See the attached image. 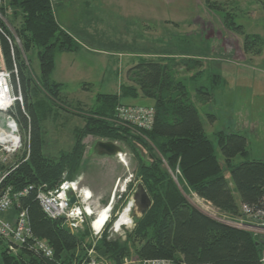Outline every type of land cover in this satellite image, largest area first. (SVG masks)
<instances>
[{
    "label": "trees",
    "instance_id": "obj_1",
    "mask_svg": "<svg viewBox=\"0 0 264 264\" xmlns=\"http://www.w3.org/2000/svg\"><path fill=\"white\" fill-rule=\"evenodd\" d=\"M53 9V0H11L6 4L0 0L4 17L0 19L1 50L13 85L21 93L10 114L28 133L22 155L13 164L0 163V171L11 170L5 186L14 193L35 187L19 202L28 211L34 237L45 241L54 253L46 258L34 249L33 240L14 244L0 237V264H89L93 249L98 260L107 264H125L127 260L142 264L152 259L174 264H264V236L218 222L186 197L194 194L233 220L241 216L242 205L264 206V160L251 159L247 137L221 131L214 142L205 132L182 78L188 74L190 81L199 79L203 63L195 58H142L128 69V83L120 86L119 93L99 94L89 111L72 110L60 97L62 84L52 75L56 53L73 52L77 45L57 22ZM18 15L20 22L15 23ZM237 28L235 31L240 33ZM255 38L261 41V37ZM34 58L39 62V76L32 68ZM192 70L198 71L190 74ZM209 91L197 89L200 102L212 100ZM122 98L151 102L149 106L155 111L151 130L117 120L116 108L127 106ZM47 101L82 118L84 124L74 129L71 149L56 157L45 153L47 143L40 124L54 115ZM89 136L121 142L130 148L137 163L136 180L152 201L144 216L134 213L135 226L125 241L110 240L107 232L96 240L88 227L72 233L63 219L45 215L36 200L39 187L55 189L63 182L64 174L69 181L76 178L86 151L84 139ZM128 196L124 195L122 205ZM119 211L116 204L114 215Z\"/></svg>",
    "mask_w": 264,
    "mask_h": 264
},
{
    "label": "rangeland",
    "instance_id": "obj_2",
    "mask_svg": "<svg viewBox=\"0 0 264 264\" xmlns=\"http://www.w3.org/2000/svg\"><path fill=\"white\" fill-rule=\"evenodd\" d=\"M2 1L6 4L11 0ZM103 2L105 0H69L67 6L61 0V5L56 7L61 24L72 32L77 45L73 52L56 53L52 75L55 82H61L60 97L72 110L89 111L94 108L99 94L119 93L120 86L128 83L126 69L142 58L199 59L204 69L199 79L190 81L188 74H183L182 78L187 82L205 132L214 142L215 135L221 131L245 135L251 159L264 160V0H113L112 5ZM0 19H4L1 13ZM14 19L15 23L20 22L19 15ZM237 27L240 33L235 31ZM206 36L215 40L208 41L204 39ZM258 36L261 41L255 38ZM0 62V73L9 75L7 84L12 100L19 98L17 95L21 97L20 89L13 85L12 73L6 68L1 45ZM70 65L74 68L66 69ZM32 68L39 76V62L35 58ZM13 73L17 77L15 69ZM200 88L212 90L209 91L212 93L210 102L199 101L197 89ZM15 101L10 109L0 112L1 129L8 131V116L17 120L10 114ZM122 102L151 107L147 99L122 98ZM46 105L53 108L54 115L40 123L47 143L45 153L56 157L61 151L71 149L74 129L84 124L82 118L69 115L51 101ZM19 126L24 147L28 133ZM100 141L108 140L92 136L84 139L86 151L76 178H82V185L109 195L106 204L120 180L114 202V206L119 204L120 211L110 225L114 228L129 202L127 199L122 205L119 199L125 194L122 189L125 185L127 190L134 189L139 183L135 175L137 163L130 148L121 142L113 143L120 147L123 161L117 155L99 153L96 146ZM22 149L7 164H13L22 155ZM186 197L204 214L223 218L194 194ZM134 213L135 209L131 214L134 224L118 232L107 231L108 239L125 241L128 231L135 226ZM17 214V210H11L1 217L12 221Z\"/></svg>",
    "mask_w": 264,
    "mask_h": 264
},
{
    "label": "built area",
    "instance_id": "obj_3",
    "mask_svg": "<svg viewBox=\"0 0 264 264\" xmlns=\"http://www.w3.org/2000/svg\"><path fill=\"white\" fill-rule=\"evenodd\" d=\"M1 74L5 78L3 90L11 97L10 87L7 84V78L9 75L4 72ZM15 100H18V98H14L12 103ZM10 106L5 110H0V112L2 113L3 111L10 109ZM116 118L123 124L134 126L142 130H151L155 121V111L151 107L120 105L116 108ZM6 120L8 131L0 128L1 164H7V162H9L11 158L23 147L22 137L20 135V129L17 121L11 116H8ZM10 123L14 125V128L10 127ZM10 135L14 138L13 141L3 142L2 138ZM117 156H119L122 161L124 160L122 153L117 154ZM10 173L11 170L0 171V237L14 244H24L27 241L33 240L32 245L39 254L46 258H52L54 256L53 250L45 241L34 237L28 211L23 208L19 202L20 198L30 195V193L35 190V187L29 186L17 193H14L11 187L4 188L3 184H5V181ZM81 182L82 178L69 181L67 180V175L64 174L63 182L55 189L39 187L36 193V200L40 203V207L44 214L51 219H63L65 226L72 233H77L82 231L85 227H88L92 237L96 240H99L103 234L109 230L118 232L123 227H131L134 224L133 217L131 215L130 222L121 224L117 229V223L120 221V218L125 211L124 209L118 221L114 224V228L110 227L113 223L115 207L114 202L116 199V190L120 184V180H118L116 184V189L110 202L102 208L97 204L93 192L88 187L82 185ZM127 187L128 186L125 185L122 190L123 193L129 195L127 208L130 206L132 214L134 205L131 200V195L134 192L135 187L131 190H127ZM72 194L76 197L75 204H71L69 202V197ZM124 195H122V197H124ZM122 197L120 196L119 199H123ZM198 199L203 204H207V207L212 206L209 202H206L199 197ZM14 209H17L18 214L12 221L2 219L1 216L3 213ZM257 209L260 208L242 205L240 210L241 216L231 224L235 227L246 228L254 231L256 235L264 236V208L260 210ZM104 214L105 217H103ZM93 250L89 252V264H107L104 261H99L97 256L93 254ZM125 264L133 263L126 261ZM142 264L174 263L165 259H152L146 260Z\"/></svg>",
    "mask_w": 264,
    "mask_h": 264
},
{
    "label": "water",
    "instance_id": "obj_4",
    "mask_svg": "<svg viewBox=\"0 0 264 264\" xmlns=\"http://www.w3.org/2000/svg\"><path fill=\"white\" fill-rule=\"evenodd\" d=\"M96 151H98L101 154H105L109 156H115L121 153L120 147H118L115 143L109 142V141L98 142L96 146ZM131 200L133 202L135 212H138L136 214L140 217L146 214V212L148 211V209L151 207V204H152V201L145 187L141 183L136 186V189L132 193ZM69 202L71 204L76 203V197L74 194H72L69 197Z\"/></svg>",
    "mask_w": 264,
    "mask_h": 264
},
{
    "label": "bare ground",
    "instance_id": "obj_5",
    "mask_svg": "<svg viewBox=\"0 0 264 264\" xmlns=\"http://www.w3.org/2000/svg\"><path fill=\"white\" fill-rule=\"evenodd\" d=\"M4 82H5V78L4 76L0 73V110H5L7 109L11 104H12V98L3 90V85H4ZM10 127H13L14 128V125L12 123H10ZM16 137V136H15ZM14 138L10 136L8 137H5V138H2L3 142H8V141H13ZM3 187L5 188V184H3ZM196 196V195H195ZM39 206H40V203L38 202ZM41 208V207H40ZM264 207H260V209H262ZM130 206L128 208L125 209L124 213L122 214L121 218H120V221L117 223V229L118 227L123 224V223H128L130 222L131 220V210H130ZM215 209V208H214ZM260 209H257V210H260ZM218 211V210H217ZM221 217L223 218H212L209 216L210 218L218 221V222H221L227 226H230V227H233V228H236V229H239V230H243V231H246V232H249V233H252V234H255L256 233L254 231H251V230H248L246 228H241V227H235L231 224V221L233 220V218H229L225 215H222L220 212H218ZM105 217V214L104 216ZM220 219V220H219ZM238 218L234 219V220H237ZM93 254H95L97 256V252L96 250H93Z\"/></svg>",
    "mask_w": 264,
    "mask_h": 264
},
{
    "label": "crops",
    "instance_id": "obj_6",
    "mask_svg": "<svg viewBox=\"0 0 264 264\" xmlns=\"http://www.w3.org/2000/svg\"><path fill=\"white\" fill-rule=\"evenodd\" d=\"M68 1L69 0H64V3H65V5H67V6H69L68 5ZM103 1V0H102ZM103 4H105V5H112L113 4V0H105V2H103ZM61 5V0H53V10H54V14H55V18H56V20H57V22L59 23V25L66 31V32H68L72 37H74V35L72 34V32L68 29V28H66V27H64L62 24H61V18L59 17V15H58V10H57V6H60ZM113 26L112 25H109V28H112ZM102 28H103V26H102ZM105 28V27H104ZM105 29H108V28H105ZM100 30L102 31V29H101V26H100ZM205 38H210L209 36H206V37H204V39ZM212 38V37H211ZM214 41L215 40V38L214 39H208V41ZM222 46V45H221ZM222 47H219V49H221ZM219 52H221L220 50H219ZM65 54H67V53H65ZM133 62V61H132ZM3 63V62H2ZM0 64H1V62H0ZM134 64H136L135 62L133 63V64H131L132 66H134ZM129 66L127 69H126V73H127V71H128V69H130L132 66ZM74 67H73V65H70V67L69 68H66V69H73ZM37 75V74H36ZM60 84H61V82H59ZM78 178H80V177H78ZM75 179H77V178H75ZM74 179V180H75ZM88 188L93 192V194H94V196H95V198H96V201H97V204L99 205V207H101V206H104L106 203H107V201H106V199H108L109 198V195H105V194H102V193H100L97 189H95L94 187H92V186H88ZM106 201V202H105Z\"/></svg>",
    "mask_w": 264,
    "mask_h": 264
}]
</instances>
